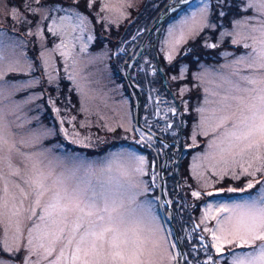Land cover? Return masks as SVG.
Instances as JSON below:
<instances>
[{
  "label": "snow or ice",
  "instance_id": "snow-or-ice-1",
  "mask_svg": "<svg viewBox=\"0 0 264 264\" xmlns=\"http://www.w3.org/2000/svg\"><path fill=\"white\" fill-rule=\"evenodd\" d=\"M94 3L95 0H84L86 9H91ZM80 4L81 0H70L67 8L54 4L53 9L64 15L43 17L51 19L49 32L64 37L51 51H59L65 58V73L69 80L76 78L73 73H68L67 63L71 58L72 67L76 65L72 57L74 42H81V52L87 48L84 33L88 18L76 10ZM226 6H229L228 0H219L218 16L225 15L223 8ZM234 6L237 13L247 15L235 19L232 22L235 30L226 34L234 37L232 44L244 41L243 48L249 51L212 74L215 85L210 93L212 99H209V89H204L205 104L212 107L197 109L201 116L196 127L200 135L211 138L207 142V151L193 157L191 175L202 189L226 178L243 179L244 187H221L215 191L244 193L259 186L255 195L249 194L232 203H206L199 223L192 228L193 232L201 230L199 244L191 245L190 252L185 253L182 248L178 249L180 238H170L172 230L158 215L160 197L149 198L147 195L154 191L157 178L162 177L153 171L149 176L151 184L142 179L148 175L146 157L127 148L111 153L107 163L98 166L79 155H69L67 163H63L61 171L57 172L50 155L53 149L59 150L61 146H42L45 139L55 135L54 129L38 124L30 140L20 142L33 151H24L16 142L10 141L8 125L0 112V184L3 185L0 187V231L3 232L0 251L15 255L26 252L23 264H188L192 253L197 254L194 257L197 264H264V0H235ZM23 8L32 13L38 11L28 2ZM209 11L205 0L195 11L168 27L163 43L169 48V62L176 46L187 36L216 27L209 22ZM10 18L28 22L16 8ZM42 33L43 30L38 29L37 34ZM75 33L78 35H73ZM10 39L0 30V65L7 59L6 51L10 47L7 40ZM93 39L92 35L87 36V41ZM205 46L215 48L217 44L205 41ZM14 51L13 47V54ZM40 57L47 83H54L57 77L48 50L41 52ZM5 71L31 73L34 69L31 63L23 66L19 59H12L6 70L0 68V79ZM152 71L154 74L155 69ZM206 75L207 71L197 78L203 79ZM40 83V79L32 78L12 85V88L26 91ZM185 91L186 88L180 89L181 94ZM2 93L3 86H0ZM44 96L43 92L33 93L15 107L21 108ZM47 103L59 117L61 109L56 107V99L48 96ZM168 113L178 114L175 107H168L162 117L165 121H168ZM154 115L161 116L159 106ZM72 120L75 117L67 122ZM65 122L66 118L59 119L61 126ZM148 127L146 119L145 128L132 126L127 131L139 134L137 143L152 142L156 133H149ZM172 127V123L167 122L162 131L169 132ZM60 130L72 143H83L74 126L71 133L67 128ZM190 139L192 143L186 147H198L196 130ZM168 147L163 144L161 151ZM14 156L22 157L21 165L13 163ZM205 161L213 163L206 168ZM163 167H167L166 161ZM152 168H155V162ZM208 168L216 177L215 181L205 175ZM188 187L191 189V185ZM190 194L199 200L203 195L210 197L214 193L191 190ZM172 203L170 199L163 200V206ZM26 220L31 221V226L27 228L25 238ZM210 221L215 223L209 226ZM184 239L191 240V234ZM201 251L205 256L203 260L198 258ZM33 256L36 259H32Z\"/></svg>",
  "mask_w": 264,
  "mask_h": 264
},
{
  "label": "rangeland",
  "instance_id": "rangeland-1",
  "mask_svg": "<svg viewBox=\"0 0 264 264\" xmlns=\"http://www.w3.org/2000/svg\"><path fill=\"white\" fill-rule=\"evenodd\" d=\"M181 1L183 0H95L91 9H85L84 0H81L80 7L76 10L88 18L87 30L84 33L87 48L81 52V42H74L72 57L75 58L76 65L74 68L72 67L71 58L67 63L69 65L68 73H73L76 78L69 80L65 73V58L60 56L59 51H51L64 37L49 32L48 26L51 24V19H43V17L64 15V12L55 11L53 5L67 8L70 0H39V3L36 0H0V30H3L7 37H11L10 40H7L10 45L6 51L7 59L3 65H0V68L6 70L10 60L19 59L21 65L26 66L31 63L34 69L31 73L7 71L3 73V77L0 79V86H3V93L0 94V112L3 113L8 125L11 134L10 141L16 142L24 151H33L20 142L30 140L31 134L37 129L38 124L54 129L55 135L45 139L42 146L47 148H52L53 145L61 146L59 150L53 149V153L50 155L52 166L57 172L61 171L63 163H67L66 157L69 155H79L98 166L105 165L111 153L127 148H132L137 154L146 157L148 175L142 179L151 184L149 176L153 171L160 173L162 177V179L157 178L154 191L147 195L149 198L160 197L161 204L158 206V215L165 226L172 230L173 235L170 238L173 240H176L177 237L180 238L178 249L180 244L183 251L189 253L191 245L198 246L199 244L198 236L201 230L193 232L192 228L195 221L199 223L206 203H232L249 194L255 195L259 186L257 189L244 193L216 192L215 189L221 187L227 189L226 186L228 188L244 187V180L239 182L240 186H237L233 183L241 180L226 178L219 183H213L207 189H202L200 183L191 175L193 157L207 151V142L211 138L199 134V129L196 126L200 122L201 114L197 112V109L212 107L211 104H205L206 94L204 91L205 88H208L209 99H212L210 93L215 86L212 74L220 71L231 60L249 51L243 48L244 41L233 44L235 46H228L229 43L232 44L231 41L234 37L226 34L235 30L232 23L235 19H243L247 14L235 11L231 15L235 0H228L229 6L223 8L225 15L218 16L219 0H207L210 9L209 22L215 24L216 27L214 29L205 28L187 36L184 42L176 46L173 51V59L169 62L167 60L169 48L163 43L167 37L168 27L181 17L195 11L205 2V0H190V3L181 5L160 21V17L164 13ZM25 2L30 3L31 7L38 11L36 13L26 11L23 8ZM14 8L20 10V14L26 17L27 23L10 18ZM87 10H90L92 15H89ZM134 21L135 23H133ZM160 28L162 30L155 49L156 35ZM38 29L43 30L42 35L37 34ZM98 29H100V33ZM73 35H78V33ZM88 35H92L94 39L87 41ZM205 41L217 44V47L211 48L217 52L215 55L211 54L214 58L213 61H208L205 56L204 59L200 58L201 60L195 67H191L190 59H199V55L196 54L198 48L210 49L205 46ZM143 44L141 55L129 71L128 62L138 54ZM13 47L14 54L12 53ZM45 50H48L51 56L52 69L55 70L54 75L57 77L56 81L51 84L47 83V73L40 57V53ZM164 60L172 64L171 70L167 69L168 64H165ZM153 69H155L154 74ZM190 69L193 70L191 75ZM128 71L142 95L141 124L138 123L135 105L139 101L140 94L128 83ZM205 71L208 72V75L203 79H198L197 77ZM181 73H183L182 76ZM174 76L178 79H172ZM32 78L40 79L41 83L26 91H15L12 88V85ZM181 88H186L187 91L181 94ZM41 92L45 93L43 98L33 100L21 108L15 107L27 96ZM48 96L56 99V107L61 109L59 117L52 111V106L47 103ZM157 97H159V101H157ZM179 103L182 104L181 107ZM185 103L187 107H185ZM157 106L161 109L160 117L154 115ZM168 107H175L178 114L174 116L172 113H168V121H165L162 117ZM181 108L185 109V116ZM208 114L210 113H205V115ZM190 115H193L194 119L193 122L190 120L191 126L188 130L186 117ZM72 117H75V120L68 123L67 121ZM60 118H66L63 126L59 124ZM146 119L150 125L147 130L149 133H156V137L152 142L137 143L139 134L130 133L127 129L132 126L145 128ZM167 122H171L173 127L169 132H164L162 129ZM73 126L74 130L80 133L78 139H81L83 143H72L65 138L60 130L61 127L67 128L71 133ZM193 130L197 131L196 143L198 147H191V151L186 154L182 151V143L184 142L186 145L192 143L190 137ZM114 140L117 141V144L108 146V143ZM165 143L169 147L161 151V147ZM105 147L106 149H103ZM184 157L188 159L189 163L187 166L189 175H187V179L183 180L184 184L193 185L194 189L191 190L212 191L214 193L212 196L203 195L201 201L192 196L185 198V196L188 197V193L181 190L180 186L181 161ZM165 161L167 162L166 168L163 167ZM21 162L22 157L14 156V164L21 165ZM153 162H155L154 169L152 168ZM209 163L213 162H204L206 168ZM5 171H7L6 168ZM205 175L210 181L216 180L211 168L207 169ZM257 179L260 177L258 176ZM229 180L233 183H228ZM2 186L0 184V187ZM163 188L167 199L173 202L170 205L171 210L168 206H163ZM191 208L195 209L190 210ZM190 213H194V215ZM169 218L172 223L169 222ZM214 223V221H210L209 226ZM30 226L31 221L26 220L24 222L25 238L27 228ZM188 234H191V240L184 239ZM2 237L3 232L0 231V238ZM24 255H26L24 251L19 255L0 253V262L23 264ZM196 256V253L189 255L188 264H197V259H194ZM198 258L200 260L205 258L202 251ZM32 259H36V257L33 256Z\"/></svg>",
  "mask_w": 264,
  "mask_h": 264
},
{
  "label": "trees",
  "instance_id": "trees-1",
  "mask_svg": "<svg viewBox=\"0 0 264 264\" xmlns=\"http://www.w3.org/2000/svg\"><path fill=\"white\" fill-rule=\"evenodd\" d=\"M86 9V8H85ZM236 11V8H235V6L231 9V15L232 14H234V12ZM177 12V11H176ZM87 13L89 14V15H92L91 14V11L89 10H87ZM135 16V15H134ZM133 23H135V21L133 22ZM132 23V24H133ZM227 23H229V20H227ZM98 32L100 33L101 31H100V29H98ZM104 37V36H103ZM113 41H115L114 39H113ZM217 52H216V50L215 49H204V48H198L197 49V51H196V54H198L199 55V59H194V58H192V59H190V61H192V64H191V67H195L196 66V64L198 63V61H200L201 59H204L205 58V56H206V58L205 59H207L208 61H213V55H215ZM211 54H213V55H211ZM201 58V59H200ZM163 60V59H162ZM163 62V61H162ZM164 63L165 64H168V67H167V69L168 68H170V70L172 69V64H169V63H167L165 60H164ZM174 65V64H173ZM193 69V68H192ZM192 69H190V71H189V73H190V75L192 74ZM51 111V110H50ZM187 118V120H188V122H187V129L189 130V128H190V126H191V123H190V120H191V122H193V119H194V116L192 115H190L189 117L187 116L186 117ZM53 140V139H52ZM119 142H120V140H119ZM117 144V141L116 140H114L113 142H111V143H108V146L110 145V146H115ZM103 149H106V147L105 148H103ZM191 151V148H186V150H185V152L184 153H189ZM181 165H182V169H181V175H182V179H181V181H180V183H181V190H184V192L185 193H188V197L187 196H185V198H190V196H191V194H190V190L191 189H194V187H192L191 189H189V187H188V185H186V184H184V182H183V180L184 179H187V175H189L188 174V169H187V166L189 165V163H188V159L186 158L185 159V157L182 159V161H181ZM243 181V179H241V181H237V182H235V183H233V181L231 182V180H229L228 181V183H233L234 185H237V186H240V184L241 183H239V182H242ZM202 199H200L199 201H201ZM204 201V200H203ZM195 209V208H194ZM193 209V210H194ZM190 214H193L194 215V213H190ZM192 217H194V216H192ZM0 253L1 254H6L5 252H3V251H0Z\"/></svg>",
  "mask_w": 264,
  "mask_h": 264
},
{
  "label": "water",
  "instance_id": "water-1",
  "mask_svg": "<svg viewBox=\"0 0 264 264\" xmlns=\"http://www.w3.org/2000/svg\"><path fill=\"white\" fill-rule=\"evenodd\" d=\"M190 0H183V1H181V2H179V3H177V4H175L174 6H172L170 9H169V11L168 12H166V13H164L161 17H160V21L162 20V19H165L166 17H167V15L171 12V11H173V9L175 10V9H177L178 7H180L181 5H183L184 3H186V2H189ZM159 23V22H158ZM143 48H144V44L141 46V48H140V50H139V52H138V54L136 55V56H134L129 62H128V65H129V71H130V69L132 68V66H133V64H134V62L139 58V56L141 55V53H142V51H143ZM129 71H128V75H127V80H128V83L134 88V89H137V91L139 92V94H140V98H139V101H138V103H136L135 105H136V108H137V119H138V123H140V116H141V106H142V95H141V92H140V90L136 87V85L133 83V81H132V79H131V75L129 74ZM141 124V123H140ZM159 139H161V138H159ZM162 140V139H161ZM163 141V140H162ZM165 142H167V143H169L167 140H165ZM163 199L165 200V199H167V196H166V194H165V191H164V188H163ZM169 208H170V210H171V206H168ZM169 222L170 223H172V221L170 220V218H169ZM176 236H177V234H176ZM182 248V246L179 244V249H181ZM183 249V248H182Z\"/></svg>",
  "mask_w": 264,
  "mask_h": 264
},
{
  "label": "flooded vegetation",
  "instance_id": "flooded-vegetation-1",
  "mask_svg": "<svg viewBox=\"0 0 264 264\" xmlns=\"http://www.w3.org/2000/svg\"><path fill=\"white\" fill-rule=\"evenodd\" d=\"M190 2H191V1H189V3H190ZM186 4H187V3H186ZM186 4L184 3L183 6L186 5ZM161 30H162V29L160 28V31H159L158 35H156L157 37H156V40H155V41H156V47H155V49L157 48V43H158V40H159V38H160Z\"/></svg>",
  "mask_w": 264,
  "mask_h": 264
}]
</instances>
